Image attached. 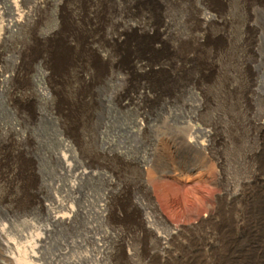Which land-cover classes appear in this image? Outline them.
Returning a JSON list of instances; mask_svg holds the SVG:
<instances>
[{"label":"rangeland","instance_id":"374dc122","mask_svg":"<svg viewBox=\"0 0 264 264\" xmlns=\"http://www.w3.org/2000/svg\"><path fill=\"white\" fill-rule=\"evenodd\" d=\"M107 1L123 11L131 0ZM139 1L128 18L145 15L149 33L121 26L126 43L114 46L75 19L93 42L58 69L75 37L52 7L1 44L0 230L14 248L31 243L56 195L73 222L45 234L30 264H264V0ZM52 30L56 45L42 49L37 36ZM132 54L167 72L141 88L126 77ZM147 202L180 227L165 246L136 228ZM14 248L0 245V260Z\"/></svg>","mask_w":264,"mask_h":264},{"label":"bare ground","instance_id":"6f19581e","mask_svg":"<svg viewBox=\"0 0 264 264\" xmlns=\"http://www.w3.org/2000/svg\"><path fill=\"white\" fill-rule=\"evenodd\" d=\"M77 2L74 3V8L69 9V6H66V0H0V46L1 44H5L9 34L11 35L14 31L23 32L24 29H29L33 26V24L36 22L39 13L42 11H46L48 8H53L56 12L59 11L60 15V21L61 26L60 28L66 29L65 31H70L72 35L75 37L74 41L75 44H71L68 39L65 37V44H63L60 47V50H63L64 52H58L57 53V61H56V68H61L64 66L65 63H67L71 58L69 57V54L73 51V48L77 50L81 49L84 50L87 48V44L85 42H93L90 40L87 36L88 32H84V28L78 25L75 21H82V24H89L93 28H97L98 30H101V33L103 36L101 39H103L106 42L112 43L114 46H124L126 43V40L124 38L122 39V35L125 34L120 30V27L123 26V29L125 28H131L134 30H140L144 33H149V20L145 19V15L138 18L139 20L130 21L128 8H137L139 5L144 4V2L139 0H131L126 2V7H123V11L119 9V6L110 5L107 0H91L88 1L89 5L83 0H76ZM216 1V0H215ZM221 1V0H218ZM217 2V1H216ZM160 5V2H158ZM66 11L64 14L62 11ZM63 14V15H61ZM76 19V20H75ZM203 22L206 21V18H202ZM68 23V24H67ZM59 34L57 31H49L46 33H39V38L41 41L42 49L45 48V46L51 45V49L53 48L55 44L54 41H56L57 37L56 35ZM127 36V35H126ZM54 40H53V38ZM61 40V37L58 38ZM85 43V44H84ZM101 43H99V46ZM82 47V48H81ZM90 49L93 50V52H98L99 48L94 47L93 44L90 43L89 45ZM125 47H128L125 45ZM156 47V45H154ZM154 47L151 45L148 48L151 50H154ZM76 50H74V54H76ZM5 54V53H4ZM66 55V56H65ZM59 56H64L60 57ZM100 57H105L106 55H99ZM59 58V59H58ZM1 61V59H0ZM17 58L15 60V63H17ZM128 62H129V72L126 73V77L131 74L134 77H137L140 82L141 88H147L145 86L146 84L144 82V78H146L147 74L152 72H162L166 73L165 71V62L158 63L159 65L157 67H153V63L149 58L146 56H137L136 54H132L128 56ZM4 69V68H3ZM3 71L0 66V77L3 75ZM164 76V74H162ZM78 77H81V79L85 82H87L86 73H79L77 74ZM5 79V78H4ZM3 82H0V92L5 91L6 87ZM140 93H145V91H139ZM57 157V153L55 154ZM59 158L62 162V169L69 171L71 169V163L68 161V155L66 153L60 152ZM166 166V165H165ZM153 171L155 174H153L155 177L160 178L165 173L164 169L158 167L157 164L153 166ZM72 170V169H71ZM78 170V169H77ZM76 173V172H75ZM75 175L76 178H81L82 176H85L90 173V171H86L83 168L78 171ZM151 173V172H150ZM167 173V172H166ZM164 175V174H163ZM154 177V178H155ZM57 182V181H56ZM57 185V183L55 184ZM148 180L146 184H144L145 188L148 187ZM260 186V185H259ZM261 186H264V184H261ZM70 189H74L76 187L75 182L72 181L69 184ZM73 193V192H72ZM44 199V198H43ZM150 202H147L145 204V208H150L149 215L146 216H140V225L139 232H149L151 233L154 238L159 242V244L166 245L170 239L173 237L174 234L178 233L180 231V227H169L168 224L155 212L153 207L149 206ZM42 207L45 210L47 221L49 222V225L47 224L42 228L43 232L41 234L35 235L31 243H27L22 247L14 248V245L12 241L5 238L2 231L0 230V245L4 249H9L10 247H13L15 250V254H3L2 259L0 260V264H30L28 261L30 259L37 258V253L40 251V249L43 246V243H45L46 236L49 232L57 230L62 227H66L70 225L73 222L74 216L76 214V211L74 207L64 202L62 199H60L56 195H52L50 197V202L48 203H42ZM66 210V211H62ZM79 210V209H78ZM97 213V211H95ZM83 214V211H82ZM102 214V213H100ZM150 218L155 219L158 221L163 229H168V233L164 234L162 230H159L155 226H152L150 224ZM47 222V223H48ZM71 226V225H70ZM67 228V227H66ZM50 235V233H49ZM68 245V244H67ZM66 249V248H65ZM123 251V250H122ZM64 250H59L55 256H61L64 254ZM26 254V255H25ZM29 258V260H28ZM70 260V259H69ZM70 264V263H69Z\"/></svg>","mask_w":264,"mask_h":264}]
</instances>
